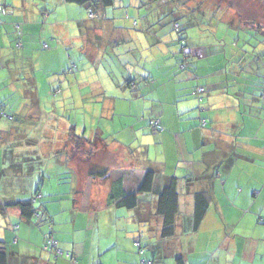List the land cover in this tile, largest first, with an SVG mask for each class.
Instances as JSON below:
<instances>
[{"label": "crops", "instance_id": "1", "mask_svg": "<svg viewBox=\"0 0 264 264\" xmlns=\"http://www.w3.org/2000/svg\"><path fill=\"white\" fill-rule=\"evenodd\" d=\"M32 3L0 0V67L5 64L11 71L17 60L24 69V49L33 41L36 45L37 34L57 39L50 40L53 50L43 53L45 60L56 57L59 43L67 46L60 29L70 22L59 16L73 12L67 7L71 4ZM79 8L71 25L86 28L81 42L87 45L85 55L95 62L103 54L107 66L102 72L97 69L101 80L88 74L84 82L70 85H79L75 93L89 102H110L108 123L87 133L75 115L73 124L58 131L53 123L58 114L32 115L24 109L39 103L33 98L35 82L18 86L20 106L12 116L0 106V247L6 264H139L141 259L149 264H264L263 88L256 103L249 96L256 83L236 84L225 70L208 68L207 45L202 42L194 46L182 36L188 60L186 70H178L182 50L170 49L164 34L145 40L143 28L133 31L136 22L115 17L109 23V9L98 5L91 8L97 18L90 19L88 8ZM152 45L159 50L144 57ZM97 47L104 49L101 54L95 52ZM57 64L73 66L66 60ZM59 84L61 93L73 95L66 81ZM82 87H87L84 94L79 92ZM197 87L205 90L198 98L193 95ZM5 99L6 93H0V102ZM152 120H158L163 131L150 129ZM43 140L45 152L30 148ZM49 170L55 171L53 176ZM149 171L154 173L152 191L139 195L135 208L110 202L113 191L118 196L136 192ZM173 178L177 212L174 232L164 238L158 194ZM197 194L206 198L207 208L194 228ZM30 199L40 221L10 206ZM101 222L113 233L102 236ZM49 235L64 257L44 249ZM135 243H140L142 255Z\"/></svg>", "mask_w": 264, "mask_h": 264}, {"label": "rangeland", "instance_id": "2", "mask_svg": "<svg viewBox=\"0 0 264 264\" xmlns=\"http://www.w3.org/2000/svg\"><path fill=\"white\" fill-rule=\"evenodd\" d=\"M183 1L185 0H166L161 2L153 0H114L115 10L113 11L112 8L106 10L107 17L105 19L109 23H112V19L115 17H119L122 21L130 24L136 22L138 29H132L133 31H142L141 28H143L142 34L145 40L153 41L155 36L164 34L167 43L171 45L170 49H175V52L177 48L179 49L175 44L179 38L174 31V23H177L180 26V30H183V36L192 45L199 46L201 42L207 45L208 68L212 67L215 69L216 67L219 72L222 69L225 70L228 79H231L236 84L256 83L255 93L250 95L251 92L249 91V96H253V99L256 100L255 102L260 103V95L264 91V0H190L185 5H183ZM31 4L33 5L32 0ZM35 6L38 7L37 5ZM67 7L72 9L71 11L73 12L63 11V17L61 15L59 17L65 21L69 19L70 23L63 27L61 25L58 29L53 30L57 32L62 27L60 31H63L66 40L62 39V41L66 42L67 46L65 47L64 44L61 45L60 43L59 47L54 45V49L57 50L56 57L53 54L54 61H52L53 58L45 60L43 53L52 51V41H57V39L44 32L41 36L39 34L35 36L37 38L36 45L33 41V45L29 50L25 47L23 55L26 60L23 65L26 66L24 69L20 70L17 60L11 64L16 65V68L11 69V71L7 69L5 64L4 67H0V88L6 85L0 93H6L8 98L0 102V106L2 105L9 110L8 116H12L20 106L18 86L23 82H35L37 95H33V98L37 101L39 100V103H28L27 106L29 107L24 109H29L32 115L38 112L58 114L60 118L53 122L54 127H58V131L60 128L63 129L73 124L75 121L73 118L77 115L80 129L86 128L87 133H89V130L94 128L102 130L105 124L108 123L106 113L111 111L112 104L103 99L92 103L87 101V97L81 98L77 95L78 93H75L79 85L71 87L70 82H78L80 84L84 82L88 74L92 76L94 74L93 78L101 80L97 69L107 65L104 62L105 58L102 57L103 54L95 62H92L94 57L88 58L85 55L87 45H82L81 42L87 37L86 28L85 26L74 27L71 25L76 20L73 15L79 13L78 9L80 8L72 4ZM65 8L66 5L64 4ZM50 10L53 12L55 9L50 8ZM82 11L84 12L85 9H82ZM79 15L84 16L85 14ZM116 24L124 25L125 23L116 22ZM254 26L255 28H253ZM51 39L52 41H50ZM43 44H48L49 49L43 50L41 48ZM34 45L35 47H33ZM143 46L146 45L143 44ZM150 48L152 50L144 53V57L159 50L154 45ZM103 50V48L97 47L95 52L101 54ZM185 50L186 48H184ZM198 52L205 53L202 51ZM181 58V61L187 66V53L182 52ZM99 59L100 63L98 64ZM63 60H66V63L73 62V66L68 67L71 72H67V67H61V65L57 64V62L60 63ZM148 60L150 61L149 58ZM176 63L178 64L179 62L177 61ZM179 66L180 64L177 66L178 70ZM48 68L53 70L50 71ZM72 68L75 69L74 74L71 70ZM74 77L75 79H73ZM12 81L15 83H11ZM63 81L64 83L65 81L67 82L70 87L67 92L72 91V96L60 92L59 82ZM23 89L25 88L23 87ZM86 91L87 87L79 89L81 94L86 93ZM149 128L152 129L150 126ZM43 142L44 140L41 144L38 143L30 148L36 151L42 150ZM45 150H47V146L42 152H45ZM48 172L51 176L55 173V171L51 170ZM51 179L55 180L53 177ZM65 186L68 187L69 185L66 184ZM100 226L102 236L113 233V229L104 228L103 222H101Z\"/></svg>", "mask_w": 264, "mask_h": 264}, {"label": "trees", "instance_id": "3", "mask_svg": "<svg viewBox=\"0 0 264 264\" xmlns=\"http://www.w3.org/2000/svg\"><path fill=\"white\" fill-rule=\"evenodd\" d=\"M155 2H161L166 0H153ZM167 1H174V0H167ZM190 0L183 1V5H185L186 2ZM66 4H72L79 7H87L88 17L90 19L97 18V14L94 12L93 8L94 6H100L102 9H110L112 8V5L114 3V0H63ZM97 4V5H96ZM97 12V11H96ZM91 14V16H89ZM135 24V23H134ZM174 31L178 34V41H176V45L179 47V49L184 51V48H186V43L183 39V30H180V26H178L177 23H174ZM183 36V37H182ZM179 62V61H178ZM184 64L183 61L179 62L178 65ZM185 65V70H186ZM180 69V66H179ZM73 71V68L71 69ZM181 70V69H180ZM264 93L261 95V98L263 97ZM262 100H264L262 98ZM161 125V124H160ZM163 128V127H162ZM159 132V131H158ZM153 180H154V173L149 171L145 174L139 188L136 192L129 193V194H118L115 193V191L111 194L110 202H112L116 207L120 208H128L132 209L135 208L138 202V197L141 194L150 193L152 191L153 186ZM119 193V192H118ZM159 198H158V214L163 219V227H162V236L164 238L172 236L174 232V222L177 212V194H176V179H171L159 192ZM195 207H194V215H193V224L194 228H196L207 208V200L202 194L195 195ZM17 207L21 215L27 219L34 218L36 221L41 220L40 214L37 212L38 209L34 207L33 200H26V201H19L14 203L13 205ZM3 209V206L0 204V211ZM35 214H38L39 217L35 218ZM0 264H6V254L4 250L0 247Z\"/></svg>", "mask_w": 264, "mask_h": 264}, {"label": "built area", "instance_id": "4", "mask_svg": "<svg viewBox=\"0 0 264 264\" xmlns=\"http://www.w3.org/2000/svg\"><path fill=\"white\" fill-rule=\"evenodd\" d=\"M1 11H2V7L0 6V12ZM89 16H91V14H89ZM16 28L19 29V26H17ZM42 48L43 49H48L47 44H43ZM180 69L181 70H184L185 69V65L184 64L180 65ZM204 92H205L204 88L197 87L193 91V95H194V97L198 98L202 94H204ZM262 98L264 99V95H263ZM149 125L155 131H159V132L163 131V128L160 125V122L158 120L150 121ZM204 125H205V121H201V126H204ZM38 217H39V215L38 214H35V218H38ZM262 223L264 225V220L262 221ZM49 229H51V228L49 227ZM135 246L138 249V253L140 255H142L143 254V250L141 249L140 243H135ZM44 249L46 251H52L53 254H54V256L56 258H62V257H64L63 252L57 248V242L50 235L46 238V245H45V248ZM65 257L66 258H69L70 256H69V254H66ZM139 264H149V262L146 261L145 259H141L140 262H139Z\"/></svg>", "mask_w": 264, "mask_h": 264}]
</instances>
